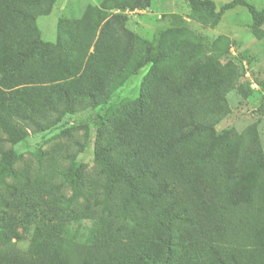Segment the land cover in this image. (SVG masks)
Masks as SVG:
<instances>
[{
	"label": "trees",
	"instance_id": "trees-1",
	"mask_svg": "<svg viewBox=\"0 0 264 264\" xmlns=\"http://www.w3.org/2000/svg\"><path fill=\"white\" fill-rule=\"evenodd\" d=\"M60 1L0 0V125L12 142L25 138L12 119L43 130L38 119L49 112L73 113L80 102L107 105L143 69L158 72L143 89L141 111L116 127L112 147L96 153L107 175L106 196L118 183L126 191L107 205L99 192L93 205L70 212L56 189L46 195L26 184L8 198L0 195V264H264V151L257 126L241 134L216 130L230 113L228 95L243 92L242 66L222 64L217 44L197 39L155 48L127 28L128 16L108 12L144 10L150 0H106L60 29L55 44L43 43L37 21ZM189 3L218 18L244 6L253 33L264 34V12L244 0L219 12L210 0ZM51 82L54 87H40ZM116 140L125 147L120 163L111 156ZM2 142L0 184L16 157L2 151ZM78 177L77 170L69 175L76 193ZM183 221L202 231L206 222L216 223L225 232L209 245L207 236H185ZM30 225L36 235L30 251L11 252Z\"/></svg>",
	"mask_w": 264,
	"mask_h": 264
},
{
	"label": "rangeland",
	"instance_id": "rangeland-1",
	"mask_svg": "<svg viewBox=\"0 0 264 264\" xmlns=\"http://www.w3.org/2000/svg\"><path fill=\"white\" fill-rule=\"evenodd\" d=\"M105 1L61 0L49 16L38 19L39 38L43 43L55 44L60 29H67L71 22L81 20L90 7L103 8ZM150 1V6L144 10L108 12L128 16L127 28L155 48H169L188 39H197L205 45L217 44L220 48L218 60L222 64L233 61L242 66L246 73L242 80L246 95L239 89L228 95L230 113L216 130L220 133L234 129L241 134L256 125L264 151V34L257 37L253 33L254 22L249 10L240 5L218 18L204 8H191L189 0ZM210 1L214 2L219 12L224 5L234 0ZM244 1L264 12V0ZM174 16L178 17L175 19ZM70 27L71 32L75 33L76 26ZM80 42L77 41L78 46ZM89 53H93V48L89 49ZM157 72L151 66L143 69L117 90L107 105L93 107L87 102H80L75 105L73 113L60 116L49 112L47 118L38 119L44 123L43 130L28 122L12 119L13 126L24 133L23 141L12 142L6 129L0 125L2 151H14L16 154L12 173L0 184V195L8 198L14 187L34 184L42 187L46 195L54 189L65 194L68 199L65 207L69 212L81 211L86 205H93L99 192L103 194L102 198H106V205L113 203L126 191V185H114L110 195L106 196L108 190L104 186L107 184V175L97 161L96 153L103 147H112L118 131L116 127L122 126L134 113L141 111L143 89L153 84ZM53 85L54 82L44 83L40 87L50 88ZM143 133H148L147 128ZM119 142L116 140L118 145H115L111 153L118 163L124 159L122 154L125 148ZM74 170L78 171L81 183L79 193H76V183L69 178ZM180 228L186 232L185 236H207L204 241L209 245L216 244L218 236L225 232V226L212 222H206L203 231L184 221ZM22 236L23 239L9 250L24 256L30 251L32 238L36 236L34 225H30Z\"/></svg>",
	"mask_w": 264,
	"mask_h": 264
}]
</instances>
